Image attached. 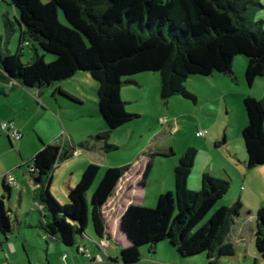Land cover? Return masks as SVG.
<instances>
[{
    "label": "trees",
    "instance_id": "1",
    "mask_svg": "<svg viewBox=\"0 0 264 264\" xmlns=\"http://www.w3.org/2000/svg\"><path fill=\"white\" fill-rule=\"evenodd\" d=\"M11 2L18 15L19 36L14 54L0 49V82L13 81L24 89H34L36 98L47 88L59 108L69 105L61 103L58 96L77 106L82 104L62 88V82L83 72L98 84V115L107 130L70 144L67 150L56 142L44 144L38 138L41 147L25 164L35 185L33 197L45 212L41 228L66 246H72L77 236H84L89 221L99 240L104 238L107 225L102 211L130 166L107 168L87 204L85 197L99 171L96 165L89 164L76 186L69 189L68 203L63 207L58 206L48 191L52 171L78 149L106 153L117 149L108 145L109 133L139 117L124 108L120 98L124 85H138V75L156 73L163 103L177 96L195 102L194 96L185 90L187 79L227 76L235 81L232 64L236 56L246 57L244 77L248 87L264 75L263 21L253 22L256 13L263 9L260 0ZM4 26L7 38L15 29L7 21ZM24 47L33 50L27 63L20 60ZM45 54L53 56L51 62H46ZM5 96L7 92L0 88V97ZM243 108L246 126L241 138L246 151L245 165L251 169L264 165V95L257 99L246 96ZM5 135L11 145L12 139ZM173 154L172 148H168L165 155ZM196 155L193 147L180 155L173 170V192L160 195L156 208L130 204L125 209L121 223L133 244L120 250L123 264L139 260V246L152 249L162 241L183 257L205 254L207 264H219L221 258L234 255L233 247L224 243V239L240 215L242 205L237 200L229 208L219 206L230 184L208 173L201 175L198 191L188 188ZM150 169L149 160L142 173V185ZM1 191L0 234L6 237L13 229L5 203L10 191L6 175L2 178ZM216 205L219 207L214 210ZM255 222L254 248L264 261L263 209L256 212Z\"/></svg>",
    "mask_w": 264,
    "mask_h": 264
},
{
    "label": "rangeland",
    "instance_id": "2",
    "mask_svg": "<svg viewBox=\"0 0 264 264\" xmlns=\"http://www.w3.org/2000/svg\"><path fill=\"white\" fill-rule=\"evenodd\" d=\"M259 16L261 19H255ZM258 20H263L262 28L264 29V8L253 17V22L256 23ZM5 21L12 23L15 29L14 32L9 33L7 38L4 36ZM17 21L18 15L11 0H0V49L3 53L14 54L16 52L19 36ZM61 21H63L62 18ZM32 54L31 47H24L21 62L27 63ZM45 55L46 62H51L53 56ZM246 63V57H235L232 64L235 81L227 76L189 77L184 86L185 90L194 96L195 102L177 96L163 103L159 96L158 74L138 75V79L145 77L147 85L143 87L124 85L121 88L120 98L124 103L125 100L128 101L124 104L126 112L137 114L139 117L111 131L106 140L108 145L115 146L117 149L107 153L97 151L96 154L86 149H78L69 159L59 162L52 171L51 187L48 189L50 196L54 200L57 198L54 192H57L59 187H63L66 183L64 180L70 176V172H73L72 179L78 178V182L84 168L89 164L96 165L99 171L88 194L94 191L98 180L107 168L130 166L122 176L115 195L103 211L109 223L107 218L111 215L118 217L123 211L128 197L133 194L131 188L141 180L146 163L150 160L151 169L145 179V199L137 203V197H135L134 204L145 209L154 208L160 192L164 194L167 187L169 188L167 192H173V170L178 164L180 155L187 148L193 147L197 155L192 167L193 172L189 177L191 182L198 176L197 171L201 162L204 159L207 161L213 159L214 171L218 172L220 169L224 175L222 179L230 184L228 193L222 199L224 207H231L240 194L254 192V198L249 200L248 207L253 211L255 206L260 204L264 210V165L251 169H247L245 165L246 151L241 132L246 124V115L240 94L248 90L246 93L251 92L255 97L261 95L264 92V75L248 87L244 77ZM61 86L65 91L79 98L82 104L77 106L58 96L61 103L69 105L59 109L51 97V92L46 90L47 88L44 89L46 91L44 97L39 101L27 91L24 92L28 96L22 95L0 100V124L12 123L21 134V139L18 141L12 139L10 145L7 136L0 129V184L3 175L13 177L19 183L23 181V175L26 174L28 168L26 165L22 168V165L26 162L27 156L32 154V148L40 145L34 133L35 131L40 134L37 129L38 125L43 123L49 128L57 127L61 131L59 141L61 145L65 144V150L71 144L70 140L78 144L91 135H98L107 130L104 121L98 115L97 82L82 72L62 82ZM49 99L54 104L50 103L54 111L45 105ZM92 114H96L99 119ZM97 130L100 131L96 132ZM198 132H201L203 136H198ZM216 132H218V137H216ZM210 137L217 138V145L210 140ZM97 141L101 145L102 141ZM92 144L94 145L93 142L90 143ZM168 148H172L173 155H165ZM203 152L208 155H203ZM243 176L247 178V182L242 180ZM140 187L141 184L138 189ZM23 194L24 203L21 209L28 211L32 200L29 193ZM11 198L14 201V197ZM85 198L88 204L89 195ZM57 204L60 207L65 205L61 201ZM16 205L15 202L10 211L13 222L16 220L14 219L17 211ZM219 206L216 205L214 210ZM6 207L8 208V203ZM247 235L245 232V246L250 240ZM248 248H250L249 257L244 259L242 256L238 264H254V252L252 253V249L255 251L254 245L250 244ZM255 258L257 264H264V261L256 254Z\"/></svg>",
    "mask_w": 264,
    "mask_h": 264
},
{
    "label": "crops",
    "instance_id": "3",
    "mask_svg": "<svg viewBox=\"0 0 264 264\" xmlns=\"http://www.w3.org/2000/svg\"><path fill=\"white\" fill-rule=\"evenodd\" d=\"M261 4L264 8V0H262ZM255 19H261V17L259 16ZM137 82L138 87H143L147 85V82H145V77H140ZM0 88L7 92V96L0 97V100L10 99L13 97L15 98L16 96L19 97L22 95L28 96L24 91H27L30 95L34 96L35 98L37 94L34 89H24L13 81H9L7 83L0 82ZM246 91L248 90H245V92L240 93L242 96L241 99H244L246 96H250L257 99V97L260 98L264 95L263 92L261 95L255 97L251 94V92L246 93ZM44 95L45 92H43L40 97L36 98V100H41ZM50 103L53 104L49 99L45 103V105L54 111ZM125 103H128V101L125 100ZM92 115L97 117L96 114ZM245 126L246 124H244L243 127ZM24 129L25 128L23 127V130ZM37 129H39L40 134H37L35 131L34 133L37 138L41 140L42 143L52 145L57 140V143L59 142L60 147L64 146L65 148V144L61 145L62 143L59 141L61 131L57 127L49 128L48 126L42 123L37 126ZM99 131L100 130H97L96 132ZM216 137H218V132H216ZM216 139L217 138L215 137H210V140L213 141V143H216ZM70 143L74 144L72 140H70ZM39 144V146H35L32 148V154L30 156H27V160L22 165V168L25 164L31 161L35 153L40 149L41 143L39 142ZM88 151H91L90 153L96 154L98 150L93 149ZM202 154L205 155L206 153L203 152ZM204 160L201 162V165L197 171L198 176L193 179L192 182L188 178V188L192 191L200 189V178L203 173H208L209 175L220 179H222L224 176L220 169L218 170V172L214 171L213 159H209L208 161ZM72 175L73 172H70V176H68L66 180H64L66 181V183H64L63 187H59V189L56 190L57 192H54L56 195L55 197H57L54 198L58 203L59 201H61V203L65 205L68 203V191L69 189L74 188L78 183V178L74 180L72 179ZM23 177L24 179L21 183H19L16 179H14L13 184H10L8 182L10 184V191L8 194V199H6L5 202L8 203L9 211L13 209L14 204L16 202L17 211L16 217H14V219L16 220H14L13 222L12 232L6 237L0 234V264H123L119 252L121 249L131 246L133 244V241L131 240L127 232H125V230L123 229L121 217L129 204L135 205V197H137V203H140L145 199L146 193H144V189L146 188V181H144V184L142 185L141 180L139 179L140 181H138L135 186L131 188L133 194L128 197V202L126 206H124L123 211L118 217H113L111 215L110 218H107L109 221L108 223L105 216L103 215L107 227L105 236L104 238H102V240H99L89 221L85 226L84 236H77L75 243L72 246H66L59 239L49 236L41 228V225H44L45 222V218L43 217L45 212L42 209V206L33 197L35 185L32 182L31 176L28 174V170L26 171V174L23 175ZM242 180L244 182H247V178H245L244 176L242 177ZM140 184L141 187L138 189ZM49 187H51V183ZM168 189L169 188L167 187L166 192ZM23 193H29L30 199L32 200V203H30V209L28 211H23L21 209L24 203L22 200V196L24 195ZM92 193L87 194L89 195V198ZM2 195L3 192L1 191L0 184V196ZM160 195H162V192L158 194L157 199H159ZM254 195V192H247L240 194L237 197L236 201H240L242 205V210L240 215L235 218L232 224L230 225L224 239V243L230 244L233 247L234 255L231 257L221 258L219 264H238L242 256L244 259L249 257L250 248H248V246L250 244L254 245L256 212L259 209H262L260 204H257L253 211L248 207V202L249 200H252V198H254ZM12 196L14 197V201L12 200L13 198H11ZM109 201L107 202V204L109 203ZM157 204L158 202L156 203V206L154 208L157 207ZM219 205L221 207H224V203L222 200L220 201ZM105 209L106 206L103 211ZM9 217L11 218L10 212ZM88 217H90V214H88ZM245 232L246 234H248L247 236L250 237V240L249 242H247L246 246V240H244ZM101 242L103 243L102 246L100 245ZM233 242L234 244H232ZM138 249L140 252V258L137 262L131 264H207L205 254H197L193 256L183 257L180 256L165 241L156 243V245L152 249H149V247L146 245L139 246ZM252 253L254 264H257V259L255 258V254L257 255V253L256 251H253V249Z\"/></svg>",
    "mask_w": 264,
    "mask_h": 264
},
{
    "label": "built area",
    "instance_id": "4",
    "mask_svg": "<svg viewBox=\"0 0 264 264\" xmlns=\"http://www.w3.org/2000/svg\"><path fill=\"white\" fill-rule=\"evenodd\" d=\"M0 128L1 130L7 134L11 139L13 140H20L21 139V134L18 130L15 129V127L13 126L12 123H1L0 124ZM198 136L202 137L203 134L201 132H198ZM57 143V142H56ZM8 182L10 184H13L14 183V178L13 177H8ZM100 245L102 246L103 243L101 242Z\"/></svg>",
    "mask_w": 264,
    "mask_h": 264
}]
</instances>
